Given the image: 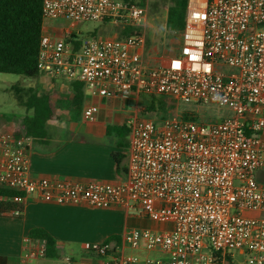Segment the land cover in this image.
I'll list each match as a JSON object with an SVG mask.
<instances>
[{
	"label": "built area",
	"instance_id": "2783aa9c",
	"mask_svg": "<svg viewBox=\"0 0 264 264\" xmlns=\"http://www.w3.org/2000/svg\"><path fill=\"white\" fill-rule=\"evenodd\" d=\"M46 21H111L135 26L122 39L97 37L75 50L72 31L42 32L38 69L51 78L84 84L92 94L124 102L164 96L174 103L229 112L203 122L179 113L162 123L135 115L127 120L131 144L127 178L119 183L82 182L30 174L33 138L0 130V190L58 205L95 209L139 208L171 223L165 232L133 229L125 248L88 250L78 264H264V0H188L178 53L157 65L143 55L147 36L137 24L144 6L122 0H40ZM177 110L174 109V111ZM98 107L84 112L94 121ZM21 215L20 211L14 213ZM26 257L45 256V241L28 240ZM158 250L145 258L126 248ZM239 255L247 256L244 263ZM69 264L72 261H68Z\"/></svg>",
	"mask_w": 264,
	"mask_h": 264
},
{
	"label": "crops",
	"instance_id": "0c3cea01",
	"mask_svg": "<svg viewBox=\"0 0 264 264\" xmlns=\"http://www.w3.org/2000/svg\"><path fill=\"white\" fill-rule=\"evenodd\" d=\"M142 19L147 22L146 16ZM43 31L51 34L45 23ZM142 53L152 63L160 65L178 51L161 55L158 48H149L147 43ZM39 78L43 83L42 88L47 90H36L45 94L56 91L65 98L74 96L73 84L77 81L47 75ZM84 94L80 113L60 112L56 119L48 122L43 138H33L29 154L32 176L105 183H119L127 178V154L131 144L127 120L139 115V109L136 107L131 115L127 112L129 101L92 95L85 86ZM140 97L135 96L133 100L139 103ZM92 106L98 107L94 121L84 117L85 110ZM22 118L23 114L9 121H0V130L13 132L17 120ZM125 134L129 139L126 140ZM118 153L126 156L121 168L115 159ZM21 205V216L0 215V264H69V260L71 264H78L81 260L96 258L88 250L94 244L108 245L113 254L125 248L124 236L130 230L165 232L173 229L171 223L142 215L137 207L130 210L121 207L95 209L85 205H58L41 201L35 196L25 198ZM34 229H43L55 239L57 257H26L27 241L31 240L35 245L42 241L30 237ZM77 249L83 250V257L79 260L74 257ZM125 251L142 259L167 257L158 250H148L144 246L139 249L126 248Z\"/></svg>",
	"mask_w": 264,
	"mask_h": 264
},
{
	"label": "trees",
	"instance_id": "16d2710c",
	"mask_svg": "<svg viewBox=\"0 0 264 264\" xmlns=\"http://www.w3.org/2000/svg\"><path fill=\"white\" fill-rule=\"evenodd\" d=\"M129 5L144 6L147 0H122ZM188 0H172L167 14L166 27L173 33L181 35L185 28ZM44 19L40 0H0V73L18 75L35 79L41 76L38 69L40 41L43 32ZM124 36H130L133 30H124ZM75 50L80 49L83 41L73 40ZM16 86V85H15ZM13 86L17 92L20 89ZM74 96L65 98L56 91L45 94L30 88L27 97L21 105L26 113L22 120H17L13 133L16 137L23 134L32 138H43L46 135L47 124L56 119L60 112H78L83 109L85 94L84 84H73ZM146 107L139 106V113H160L164 118L169 116L170 109H176V104L164 96L154 95L148 99ZM189 118L188 114L184 115ZM126 156L115 154L119 168ZM23 194L11 190H0V215L14 214L20 211L22 205L15 198ZM20 215V216H21ZM33 240H43L46 245L45 257L55 258V239L43 229H34L30 233ZM109 241L106 242L108 244Z\"/></svg>",
	"mask_w": 264,
	"mask_h": 264
},
{
	"label": "rangeland",
	"instance_id": "374dc122",
	"mask_svg": "<svg viewBox=\"0 0 264 264\" xmlns=\"http://www.w3.org/2000/svg\"><path fill=\"white\" fill-rule=\"evenodd\" d=\"M171 5L172 0H149L148 11L145 15L147 22L142 19L137 24V28L147 36L148 47L158 48L161 55L166 54L167 52L174 54L178 51L180 36L179 34L171 32L166 27L167 14ZM45 24L50 29V33L53 36H59L62 31L70 29L72 31V38L77 41H83L84 43L97 37L122 39L124 37V30L127 28L129 30L136 29L135 26L122 24L116 25L111 21L80 22L74 27H72V24L66 20L46 21ZM39 80V77L29 79L18 75L0 73V121H9L14 117H19L26 113V109L21 105V102L26 99L27 91L30 88L46 89L42 88L43 83ZM13 86L20 89L19 92H17ZM47 88L50 87L47 86ZM151 98H153V96L142 95L139 103L133 99L130 100L127 112L132 115L136 107H146L149 104L148 99ZM175 104L177 110L174 111V108L170 109V116H174L178 113L181 116L188 114L194 119L203 122H214L229 114L226 110H218V108L212 106H206L205 110H203V108L197 109L195 106H187L183 104L178 105V103ZM139 117L152 120L155 123H162L166 119L160 113H146L143 115L139 113ZM124 137L126 140L129 139L126 134ZM258 176L260 182L264 183V171H258ZM82 252V249L76 250L74 254L76 260L83 257ZM234 253L237 256L238 261L241 263H244L248 258V255H239L240 252L238 250H235Z\"/></svg>",
	"mask_w": 264,
	"mask_h": 264
}]
</instances>
